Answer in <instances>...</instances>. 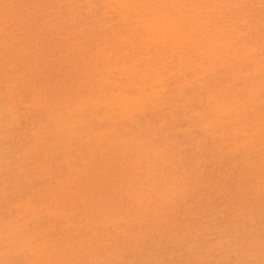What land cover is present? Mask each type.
<instances>
[{
	"label": "rangeland",
	"instance_id": "1",
	"mask_svg": "<svg viewBox=\"0 0 264 264\" xmlns=\"http://www.w3.org/2000/svg\"><path fill=\"white\" fill-rule=\"evenodd\" d=\"M263 8L0 0V264H264Z\"/></svg>",
	"mask_w": 264,
	"mask_h": 264
},
{
	"label": "bare ground",
	"instance_id": "2",
	"mask_svg": "<svg viewBox=\"0 0 264 264\" xmlns=\"http://www.w3.org/2000/svg\"><path fill=\"white\" fill-rule=\"evenodd\" d=\"M108 1H109V0H108ZM9 2H10V1H9ZM116 2H118V1H115V3H116ZM126 2H127V1H126ZM138 2H139V0H138ZM150 2H151V1H150ZM153 2H154V1H153ZM165 2H166V1H165ZM179 2H180V1H179ZM127 3H128V2H127ZM146 3H147V2H146ZM33 4H34V3H33ZM125 4H126V3H125ZM133 4H134V1H133ZM147 4H148V3H147ZM183 4H184V3H183ZM17 5H18V4H17ZM118 5H119V4H118ZM120 5H122V4H120ZM120 5H119V6H120ZM128 5H129V3H128ZM138 5H139V4H138ZM140 5H141V4H140ZM259 5H260V4H259ZM143 6H144V5H143ZM149 6H151V5H149ZM180 6H181V5H180ZM112 7H113V6H112ZM117 7H118V6H117ZM126 7H127V6H126ZM134 7H135V6H134ZM144 7H145V6H144ZM154 7H155V6H154ZM3 8H4V7H3ZM128 8H129V7H128ZM128 8H127V9H128ZM135 8H136V7H135ZM141 8H142V7H141ZM141 8H140V9H141ZM176 8H177V7H176ZM178 8H179V7H178ZM252 8H253V7H252ZM111 9H112V8H111ZM124 9H125V8H124V6H123V9H122V10H124ZM131 9H132V8H131ZM147 9H148V8H147ZM172 9H173V6H172ZM263 9H264V8H263ZM135 10H136V9H135ZM135 10H134V12H135ZM137 10H139V9H137ZM142 10H143V9H142ZM151 10H152V8H151ZM151 10L149 11L150 13H151ZM175 10H176V9H175ZM177 10H178V9H177ZM125 11H126V10H125ZM152 11H153V10H152ZM181 11H182V10H181ZM221 11H222V10H221ZM9 12H10V11H9ZM123 12H124V11H123ZM159 12H160V11H159ZM177 12H178V11H177ZM3 13H4V12H3ZM105 13H107V12H105ZM126 13H127V11H126ZM194 13H195V12H194ZM26 14H27V13H26ZM37 14H38V13H37ZM141 14H142V13H141ZM146 14H147V13H146ZM35 15H36V14H35ZM121 15H122V14H121ZM126 15H127V14H126ZM126 15H124V16H126ZM137 15H138V14H137ZM156 15H157V14H155V16H156ZM201 15H202V14H201ZM155 16H154V18H155ZM168 16L170 17V15H168ZM151 17H152V16H151ZM180 17H181V16H180ZM130 18L132 19V17H130ZM139 18H140V17H139ZM139 18H137V19H139ZM152 18H153V17H152ZM154 18H153V19H154ZM192 18H193V17H192ZM257 18H258V17H257ZM125 19H126V18H125ZM137 19H135V21H136ZM148 19H149V18H147V19L145 18L144 20L146 21V20H148ZM150 19H151V18H150ZM150 19H149V21H150ZM158 19H160V18H157V20H158ZM198 19H199V18H198ZM93 20H94V19H93ZM122 20H124V19H122ZM157 20H155V21H157ZM130 21H131V20H130ZM140 21H143V20H140ZM145 21H143V22H145ZM155 21H154V22H155ZM178 21H179V20H177V22H178ZM201 21H202V20H201ZM207 21H208V19H207ZM48 22H49V21H48ZM109 22H110V21H109ZM143 22H142V23H143ZM152 22H153V21H152ZM173 22H174V21H173ZM188 22H189V21H188ZM235 22H236V21H235ZM244 22H245V21H244ZM31 23H32V22H31ZM99 23H100V22H99ZM125 23H126V22H125ZM148 23L151 24V21L148 22ZM171 23H172V22H171ZM226 23H227V22H226ZM242 23H243V22H242ZM128 24H129V23H128ZM144 24H145V23H144ZM175 24H176V23H175ZM178 24H181V23H178ZM203 24H204V23H203ZM203 24H202L201 26H203ZM22 25H23V24H22ZM61 25H62V23H61ZM140 25L142 26L143 24H140ZM140 25H139V26H140ZM155 25H156V23H155ZM155 25H154V26H155ZM210 25H211V23H210ZM127 26H128V25H127ZM136 26H138V24H137ZM145 26H146V31H149V30H147V28H148L147 25H145ZM145 26H144V27H145ZM157 26H158V24H157ZM169 26H170V25H169ZM171 26H172V25H171ZM182 26H183V25H182ZM40 27H41V25H40ZM40 27H39V28H40ZM48 27H49V26H48ZM79 27H80V26H79ZM130 27H131V26H130ZM150 27H151V26H150ZM152 27H153V26H152ZM165 27H166V26H165ZM165 27H164V30L166 29ZM247 27H248V26H247ZM253 27H254V26H253ZM18 28H19V27H18ZM87 28H88V27H87ZM156 28H157V27H156ZM168 28H169V27H168ZM179 28H181V27H179ZM229 28H230V27H229ZM231 28H232V27H231ZM240 28H241V27H240ZM10 29H11V28H10ZM93 29H94V28H93ZM130 29H131V28H130ZM142 29H143V28H142ZM149 29H150V28H149ZM157 29H158V28H157ZM160 29H161V28H160ZM160 29H159V31H160ZM152 30H153V29H150V31H152ZM162 30H163V29H161V31H162ZM164 30H163V31H164ZM216 30H217V28H216ZM153 31H154V30H153ZM159 31H158V32H159ZM173 31H174V29H173ZM206 31H207V30H206ZM236 31H237V30H236ZM37 32H38V29H37ZM115 32H116V31H115ZM125 32H126V31H125ZM132 32H133V31H132ZM132 32L130 33V35L132 34ZM139 32H140V31H139ZM171 32H172V31H171ZM171 32H169V33L172 34ZM177 32H178V31H177ZM222 32H223V31H222ZM31 33H33V32H31ZM117 33H118V32H117ZM119 33H120V32H119ZM166 33H167V32H166ZM173 33H174V32H173ZM182 33H183V32H182ZM9 34H10V33H9ZM151 34H152V32H151ZM151 34H150V35H151ZM200 34H201V33H200ZM208 34H209V33H208ZM212 34H213V33H212ZM239 34H240V33H239ZM242 34H243V33H242ZM152 35H153V34H152ZM202 35H203V34H202ZM55 36H56V35H55ZM139 36H141V34H139ZM146 36H147V35H146ZM180 36H181V35H180ZM29 37H30V36H29ZM51 37H52V36H51ZM51 37H50V38H51ZM124 37H125V36H124ZM131 37H132V36H131ZM133 37H135V36H133ZM141 37H143V36H141ZM161 37H162V35H161ZM164 37H166V36H164ZM172 37H173V36H172ZM172 37H171V38H172ZM195 37H196V35H195ZM201 37H202V36H201ZM217 37H218V36H217ZM27 38H28V37H27ZM59 38H60V37H59ZM109 38H110V37H109ZM122 38H123V37H122ZM126 38H127V37H126ZM171 38H170V39H171ZM183 38H184V37H183ZM29 39H30V38H29ZM77 39H78V38H77ZM118 39H119V37H118ZM118 39H117V40H118ZM123 39H124V38H123ZM131 39H132V38H131ZM139 39H140V38H139ZM141 39H142V38H141ZM141 39L138 40L137 42L141 41ZM145 39H147V37H145L143 41H145ZM167 39H168V38H167ZM177 39H178V37H177ZM177 39H176V40H177ZM193 39H194V38H193ZM18 40H20V39H18ZM25 40H26V39H25ZM34 40H35V39H34ZM127 40H128V39H127ZM150 40H151V38H150ZM163 40H164V39H163ZM165 40H166V38H165ZM176 40H175V41H176ZM179 40L181 41V39H179ZM179 40H178V41H179ZM194 40H195V39H194ZM215 40H216V39H215ZM40 41H41V40H40ZM59 41H60V40H59ZM118 41H119V40H118ZM132 41H133V40H132ZM132 41L130 40V42H132ZM184 41H185V40H184ZM203 41H204V39H203ZM211 41H212V40H211ZM46 42H47V41H46ZM115 42H116V41H115ZM115 42H114V43H115ZM122 42H123V41H122ZM130 42H129V43H130ZM171 42H172V41H171ZM173 42H174V41H173ZM196 42H197V41H196ZM10 43H11V42H10ZM118 43H119V42H118ZM206 43H207V42H206ZM223 43H224V42H223ZM26 44H27V43H26ZM33 44H34V43H33ZM35 44H36V43H35ZM122 44H123V43H122ZM130 44H131V43H130ZM133 44H134V43H133ZM133 44H132V45H133ZM143 44H144V43H143ZM219 44H220V43H219ZM7 45H8V44H7ZM109 45H110V44H109ZM118 45H119V44H118ZM141 45H142V44H141ZM146 45H147V43H146ZM149 45H150V43H149ZM220 45H222V42H221ZM227 45H228V44H227ZM230 45H232V44H230ZM22 46H23V45H22ZM78 46H79V45H78ZM116 46H117V45H116ZM136 46H137V45H136ZM178 46H179V45H178ZM209 46H210V45H209ZM215 46H216V45H215ZM144 47H145V45H144ZM190 47H191V46H190ZM190 47H189V48H190ZM225 47H227V46H225ZM36 48H37V47H36ZM52 48H53V47H52ZM52 48H51V49H52ZM132 48H133V47H132ZM147 48H148V46H147ZM180 48H181V47H180ZM189 48H188V49H189ZM211 48H212V47H211ZM216 48H217V47H216ZM252 48H255V47H252ZM23 49H25V47H24ZM100 49H101V48H100ZM109 49H110V48H109ZM135 49H136V47H135ZM159 49H160V48H159ZM209 49H210V48H209ZM213 49H214V48H213ZM217 49H218V48H217ZM226 49H227V48H226ZM103 50H104V48H103ZM114 50H115V49H114ZM146 50H147V49H146ZM172 50H173V49H172ZM185 50H186V49H185ZM185 50H183V51H185ZM207 50H208V48H207ZM207 50H206V51H207ZM230 50H231V49H230ZM254 50H255V49H254ZM147 51H149V50H147ZM160 51H161V50H160ZM164 51H165V49H164ZM201 51H202V50H201ZM218 51H220V50H218ZM112 52H113V51H112ZM121 52H122V51H121ZM129 52H131V51H129ZM203 52H204V51H203ZM208 52H209V51H208ZM210 52H211V51H210ZM210 52H209V53H210ZM216 52H217V51H216ZM36 53H37V52H36ZM108 53H109V52H108ZM126 53H128V51H127ZM126 53H125V54H126ZM188 53H189V52H188ZM198 53H201V52L198 51ZM209 53H208V54H209ZM232 53H233V52H232ZM66 54H67V53H66ZM161 54H162V53H161ZM169 54H171V53H169ZM190 54H192V53H190ZM196 54H197V53H196ZM210 54H211V53H210ZM225 54H226V53H225ZM227 54H228V53H227ZM21 55H22V54H21ZM147 55H148V54H147ZM233 55H234V54H233ZM120 56H121V55H120ZM179 56H180V55H179ZM179 56H178V57H179ZM202 56H203V55H202ZM202 56H201V57H202ZM204 56H206V55H204ZM108 57H110V56H108ZM115 57H117V56H115ZM137 57H138V56H137ZM212 57H213V56H212ZM53 58H54V57H53ZM121 58H122V57H121ZM148 58H149V56H148ZM164 58H165V56H164ZM171 58H172V57H171ZM189 58H190V57H189ZM193 58H194V57H193ZM202 58H203V57H202ZM67 59H68V58H67ZM150 59H151V58H150ZM150 59H149V60H150ZM168 59H169V58H168ZM191 59H192V58H191ZM204 59H205V58H204ZM214 59H215V58H214ZM106 60H107V59H106ZM212 60H213V59H212ZM222 60H223V59H222ZM222 60H221V61H222ZM234 60H235V59H234ZM234 60H233V62H234ZM238 60H239V59H238ZM34 61H35V60H34ZM162 61H163V60H162ZM180 61H181V60H180ZM180 61H178V62H180ZM184 61H185V60H184ZM184 61H183V62H184ZM201 61H203V60H201ZM201 61H200V62H201ZM208 61H209V59H208ZM214 61H215V60H214ZM221 61H220V62H221ZM236 61H237V60H236ZM73 62H74V61H73ZM132 62H133V61H132ZM140 62H141V61H140ZM140 62H139V63H140ZM55 63H56V62H55ZM75 63H76V62H75ZM114 63H115V61H114ZM130 63H131V62H130ZM135 63H136V62H135ZM189 63H191V62H189ZM203 63H204V62H203ZM230 63H231V62H230ZM230 63H229V64H230ZM18 64H19V63H18ZM162 64H163V63H162ZM192 64H194V63H192ZM133 65L135 66L134 63H133ZM144 65H145V64H144ZM164 65H165V64H164ZM180 65H181V63H180ZM199 65H201V64H199ZM221 65H222V63H221ZM226 65H227V64H226ZM261 65H262V64H261ZM108 66H109V63H108ZM121 66H122V65H121ZM193 66H196V65H193ZM114 67H115V66H114ZM123 67H124V65H123ZM155 67H157V65H156ZM155 67H154V68H155ZM162 67H163V65H162ZM189 67H190V65H189ZM44 68H45V67H44ZM74 68H75V66H74ZM110 68H111V67H110ZM116 68H118V67H116ZM116 68H115V69H116ZM121 68H122V67H121ZM121 68H120V69H121ZM136 68H138V67H136ZM211 68H212V67H211ZM229 68H230V67H229ZM108 69H109V67H108ZM123 69H124V68H123ZM126 69H127V67H126ZM164 69H165V68H164ZM106 70H107V69H106ZM132 70H133V69H132ZM238 70H239V69H238ZM235 71H236V70H235ZM254 71H255V70H254ZM106 72H107V71H106ZM255 72H256V71H255ZM111 73H112V72H111ZM127 73H128V72H127ZM140 73H141V72H140ZM177 73H178V72H177ZM257 73H258V72H257ZM37 74H38V73H37ZM108 74H109V72H108ZM108 74H107V75H108ZM143 74H144V73H143ZM143 74H142V75H143ZM163 74H164V73H163ZM236 74H237V73H236ZM254 74H255V73H254ZM39 75H40V74H39ZM126 75H127V74H126ZM130 75H131V73H130ZM119 76H120V75H119ZM119 76H118V77H119ZM32 77H33V76H32ZM81 77H82V76H81ZM103 77H104V76H103ZM107 77H108V76H107ZM132 77H133V75H132ZM183 77H184V76H183ZM24 78H25V77H24ZM38 78H39V77H38ZM76 78H77V77H76ZM143 78H144V77H143ZM143 78H142V79H143ZM160 78H162V76H161ZM160 78H159V79H160ZM189 78H190V77H189ZM27 79H28V78H27ZM138 79H139V78H138ZM154 79H155V78H154ZM159 79H158V80H159ZM83 80H84V78H83ZM160 80H161V79H160ZM108 81H109V80H108ZM156 81H157V80H156ZM33 82H34V81H33ZM159 82H160V81H159ZM152 83L154 84V81H153ZM166 83H167V82H166ZM69 84H70V83H69ZM128 86H129V85H128ZM135 86H136V85H135ZM159 86H160V85H159ZM165 86H166V85H165ZM204 86H205V85H204ZM65 87H66V86H65ZM83 87H84V86H83ZM126 87H127V86H126ZM201 87H202V86H201ZM205 87H206V86H205ZM143 88H144V87H143ZM143 88H142L141 90H143ZM162 88H163V87H162ZM194 88H195V87H193L191 90H193ZM208 88H210V87H208ZM156 89H157V87H156ZM78 90H79V89H78ZM138 90H139V89H138ZM154 91H155V90H154ZM157 91H158V90H157ZM157 91H155V92H157ZM159 91H161V90H159ZM86 92H87V91H86ZM155 92H153V93L155 94ZM161 92H163V91H161ZM207 92H208V91H207ZM150 93H151V92H150ZM159 93H160V92H159ZM37 94H38V93H37ZM119 94H120V93H119ZM168 94H169V93H168ZM168 94H167V95H168ZM180 94H181V93H180ZM40 95H41V94H40ZM75 95H76V94H75ZM145 95H146V94H145ZM158 95H159V94H157V96H158ZM121 96H122V95H121ZM123 96H124V95H123ZM123 96H122V97H123ZM157 96H155V97H157ZM116 97H117V96H116ZM119 97H120V96H119ZM122 97H120V98H122ZM173 97H174V96H173ZM190 97H191V96H190ZM49 98H50V97H49ZM111 98H112V97H111ZM120 98H119V101H120ZM124 98H125V100H126V97H124ZM132 98H133V97H132ZM138 98H139V97H138ZM210 98H211V96H210ZM210 98H208V99H210ZM130 99H131V98H130ZM134 99L136 100L137 98L134 97ZM144 99H145V98H144ZM147 99H148V97H147ZM150 99H151V98H150ZM159 99H160V98H159ZM182 99H183V98H182ZM68 100H69V99H68ZM109 100H110V99H109ZM121 100H122V99H121ZM141 100H142V99H141ZM211 100H212V99H211ZM106 101H107V99H106ZM113 101H114V100H113ZM122 101H123V100H122ZM132 101H133V100H131V102H132ZM127 102H128V101H127ZM127 102L125 103L126 105L128 104ZM142 102H143V101H142ZM142 102H141V103H142ZM150 102H151V101H149V103H150ZM195 102H196V101H195ZM217 102H218V101H217ZM107 103H109V102H107ZM117 103H119V102H117ZM135 103H136V102H135ZM59 104H60V103H59ZM110 104H111V103H110ZM110 104H109V105H110ZM129 104H130V103H129ZM143 104H144V103H143ZM218 105H219V104H218ZM112 106H113V104H112ZM137 106H138V103H137ZM141 106H142V105H141ZM153 106H154V105H153ZM123 107H125V105H124ZM218 107H219V106H218ZM221 107H222V106H221ZM231 107H232V106H231ZM238 107H239V106H238ZM48 108H49V107H48ZM219 108H220V107H219ZM50 109H51V107H50ZM133 109H134V108H133ZM227 109H228V108H227ZM120 110H121V109H120ZM122 110H123V109H122ZM138 110H139V108H138ZM138 110H137V111H138ZM141 110H142V108H141ZM123 111H124V110H123ZM183 111H184V110H183ZM3 112H5V111H3ZM130 112H131V111H130ZM138 112H140V111H138ZM125 113H127V111H126ZM132 113H133V112H131V114H132ZM199 121H200V120H199ZM260 122H261V121H260ZM7 127H8V126H7ZM0 129H1V128H0ZM5 133H6V132H5ZM253 133H254V132H253ZM151 134H152V133H151ZM214 134H215V133H214ZM138 135H139V134H138ZM220 136H222V135H220ZM130 138H131V137H130ZM146 140H147V139H145V141H146ZM1 141H2V140H1ZM135 141H136V140H135ZM147 144H148V143H147ZM126 145H127V144H126ZM139 147H140V146H139ZM169 147H170V146H169ZM107 149H108V148H107ZM136 149H137V148H136ZM183 149H184V148H183ZM124 151H125V150H124ZM119 152H120V151H119ZM123 153H126V152H123ZM194 153H195V152H194ZM123 156H125V155H123ZM101 157H102V156H101ZM258 161H259V160H258ZM201 164H202V163H201ZM62 170H64V169H62ZM90 170H91V169H90ZM51 171H52V170H51ZM57 175H58V174H57ZM10 177H11V176H10ZM79 180H80V179H79ZM39 181H40V180H39ZM83 181H85V180H83ZM150 184H151V183H150ZM237 189H238V188H237ZM44 190H45V189H44ZM255 191H256V190H255ZM120 192H121V190H120ZM164 192H165V191H164ZM259 192H260V191H259ZM45 194H46V193H45ZM121 194H122V193H121ZM6 195H7V194H6ZM74 198H75V197H74ZM79 200H80V199H79ZM247 202H248V201H247ZM112 205H113V204H112ZM48 206H49V205H48ZM48 206H47V207H48ZM53 206H54V205H53ZM56 207H57V206H56ZM167 211H168V210H167ZM28 212H29V211H28ZM174 220H175V219H174ZM29 221H30V220H29ZM140 221H141V220H140ZM143 223H144V222H143ZM20 224H21V223H20ZM133 226H134V225H133ZM28 229H29V228H28ZM141 233H142V232H141ZM138 234H139V233H138ZM8 239H9V238H8ZM26 239H27V238H26ZM2 240H3V239H2ZM114 240H115V239H114ZM158 240H159V239H158ZM132 242H133V241H132ZM149 242H150V241H149ZM72 244H73V243H72ZM116 246H117V245H116ZM80 248H81V247H80ZM19 253H20V252H19ZM198 261H199V260H198Z\"/></svg>",
	"mask_w": 264,
	"mask_h": 264
}]
</instances>
